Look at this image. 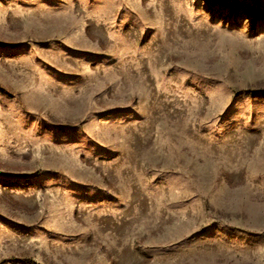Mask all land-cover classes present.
I'll return each mask as SVG.
<instances>
[{
	"label": "rangeland",
	"instance_id": "rangeland-1",
	"mask_svg": "<svg viewBox=\"0 0 264 264\" xmlns=\"http://www.w3.org/2000/svg\"><path fill=\"white\" fill-rule=\"evenodd\" d=\"M0 264H264V0H0Z\"/></svg>",
	"mask_w": 264,
	"mask_h": 264
}]
</instances>
